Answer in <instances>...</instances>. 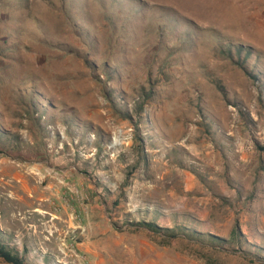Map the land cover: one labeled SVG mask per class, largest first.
I'll list each match as a JSON object with an SVG mask.
<instances>
[{"label": "rangeland", "instance_id": "obj_1", "mask_svg": "<svg viewBox=\"0 0 264 264\" xmlns=\"http://www.w3.org/2000/svg\"><path fill=\"white\" fill-rule=\"evenodd\" d=\"M0 241L264 264V0H0Z\"/></svg>", "mask_w": 264, "mask_h": 264}, {"label": "trees", "instance_id": "obj_2", "mask_svg": "<svg viewBox=\"0 0 264 264\" xmlns=\"http://www.w3.org/2000/svg\"><path fill=\"white\" fill-rule=\"evenodd\" d=\"M155 231H160L155 225H148ZM0 259L7 264H25L23 256L19 255L14 249L10 248L4 242L0 241Z\"/></svg>", "mask_w": 264, "mask_h": 264}, {"label": "bare ground", "instance_id": "obj_3", "mask_svg": "<svg viewBox=\"0 0 264 264\" xmlns=\"http://www.w3.org/2000/svg\"><path fill=\"white\" fill-rule=\"evenodd\" d=\"M4 170V169H3ZM9 170V169H8ZM1 171H2V169H1ZM6 172H7V170H6ZM9 172V171H8Z\"/></svg>", "mask_w": 264, "mask_h": 264}]
</instances>
